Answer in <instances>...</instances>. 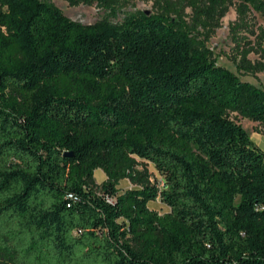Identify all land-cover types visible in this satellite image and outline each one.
Wrapping results in <instances>:
<instances>
[{"label": "trees", "instance_id": "1", "mask_svg": "<svg viewBox=\"0 0 264 264\" xmlns=\"http://www.w3.org/2000/svg\"><path fill=\"white\" fill-rule=\"evenodd\" d=\"M169 4L85 27L0 0V264H264V152L239 123L264 126V88Z\"/></svg>", "mask_w": 264, "mask_h": 264}, {"label": "rangeland", "instance_id": "2", "mask_svg": "<svg viewBox=\"0 0 264 264\" xmlns=\"http://www.w3.org/2000/svg\"><path fill=\"white\" fill-rule=\"evenodd\" d=\"M63 16L81 26L89 27L105 21L112 26H121L124 21L137 12L153 13L157 0H107V2L89 0L71 4L67 0H47ZM165 0H161L163 3ZM176 10L182 9L188 23L195 8L202 10L198 19V29L207 46L216 56L217 64L236 73L241 80L264 88V15L249 9L239 1L226 0H166ZM111 76H105L109 79ZM105 83L106 80H104ZM103 81V82H104ZM109 86L112 83H107ZM112 86V85H111ZM239 123L251 140L264 150V126L247 118H239ZM146 167L153 179L161 181L159 187L165 189L164 178L156 171L152 161L146 157L130 154ZM94 181L100 184L105 176L100 169L93 172ZM120 191L131 187L127 180L117 185ZM157 215L171 212V209L157 198L148 204Z\"/></svg>", "mask_w": 264, "mask_h": 264}, {"label": "built area", "instance_id": "3", "mask_svg": "<svg viewBox=\"0 0 264 264\" xmlns=\"http://www.w3.org/2000/svg\"><path fill=\"white\" fill-rule=\"evenodd\" d=\"M160 182H161V181H158V187H159V184H161ZM159 188H160V187H159ZM160 189H161V188H160Z\"/></svg>", "mask_w": 264, "mask_h": 264}, {"label": "crops", "instance_id": "4", "mask_svg": "<svg viewBox=\"0 0 264 264\" xmlns=\"http://www.w3.org/2000/svg\"><path fill=\"white\" fill-rule=\"evenodd\" d=\"M260 148V147H259ZM263 152H264V150L262 149V148H260Z\"/></svg>", "mask_w": 264, "mask_h": 264}, {"label": "water", "instance_id": "5", "mask_svg": "<svg viewBox=\"0 0 264 264\" xmlns=\"http://www.w3.org/2000/svg\"><path fill=\"white\" fill-rule=\"evenodd\" d=\"M146 14H148V13L146 12Z\"/></svg>", "mask_w": 264, "mask_h": 264}]
</instances>
